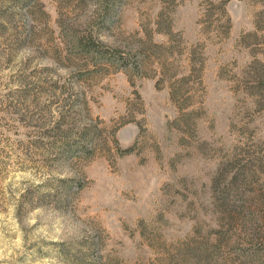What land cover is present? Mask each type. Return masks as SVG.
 Wrapping results in <instances>:
<instances>
[{"label":"rangeland","instance_id":"1","mask_svg":"<svg viewBox=\"0 0 264 264\" xmlns=\"http://www.w3.org/2000/svg\"><path fill=\"white\" fill-rule=\"evenodd\" d=\"M0 11V264L254 263L244 238L182 254L198 226L229 225L217 171L223 186L247 163L264 194V0ZM234 202L243 237L264 205Z\"/></svg>","mask_w":264,"mask_h":264},{"label":"trees","instance_id":"2","mask_svg":"<svg viewBox=\"0 0 264 264\" xmlns=\"http://www.w3.org/2000/svg\"><path fill=\"white\" fill-rule=\"evenodd\" d=\"M5 1L7 0H0V4H4ZM240 160L241 159L235 157L231 158V161H234V167L239 166ZM253 160L257 165L262 164L261 156L254 155ZM246 165L247 163H241L237 169L241 168L244 170ZM240 170L234 171L223 186H220L223 171H217L213 176L211 184L213 189L218 191L213 200L214 205L222 213V220L224 218L229 225L226 228H213L209 233H203L201 227L198 226L195 230V234L184 242L182 257L184 259L186 258L185 260H188L187 258H190L192 261L203 259L208 262L212 256L211 246L226 245L229 248H234V243L241 240L239 238H244L249 243L245 248V251L247 250V256L255 259L253 264H264V230L261 228V220L264 218V211L261 210L262 208L256 207V209H249L246 211V214L253 218L254 225L245 233V236L234 238V201L236 200L239 202L242 210L244 208H250L245 206V203L248 201H253L254 203L258 202L264 205V194L259 193L255 188H250V191L245 190L247 182L250 180L254 181L252 178H257V176L255 177V174H244L243 171ZM247 176H250V179ZM242 193L249 194L245 196L244 194L242 195ZM255 205L257 206V204ZM210 233H214V240H211Z\"/></svg>","mask_w":264,"mask_h":264}]
</instances>
